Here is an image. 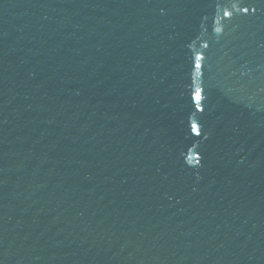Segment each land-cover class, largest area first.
I'll list each match as a JSON object with an SVG mask.
<instances>
[{"label": "water", "instance_id": "obj_1", "mask_svg": "<svg viewBox=\"0 0 264 264\" xmlns=\"http://www.w3.org/2000/svg\"><path fill=\"white\" fill-rule=\"evenodd\" d=\"M0 264H264V0H0Z\"/></svg>", "mask_w": 264, "mask_h": 264}, {"label": "snow or ice", "instance_id": "obj_2", "mask_svg": "<svg viewBox=\"0 0 264 264\" xmlns=\"http://www.w3.org/2000/svg\"><path fill=\"white\" fill-rule=\"evenodd\" d=\"M196 98H197V99H199V98H200L199 92H197V96H196Z\"/></svg>", "mask_w": 264, "mask_h": 264}]
</instances>
